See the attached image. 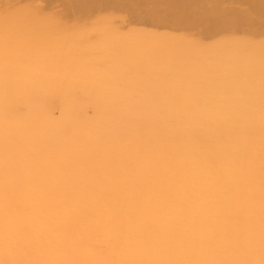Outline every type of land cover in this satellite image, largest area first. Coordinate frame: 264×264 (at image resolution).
Listing matches in <instances>:
<instances>
[{
  "label": "snow or ice",
  "instance_id": "obj_1",
  "mask_svg": "<svg viewBox=\"0 0 264 264\" xmlns=\"http://www.w3.org/2000/svg\"><path fill=\"white\" fill-rule=\"evenodd\" d=\"M74 35L39 4L0 7V264H264V65L243 99L115 82L124 118L102 147L67 154L21 131L12 101L82 74L52 42Z\"/></svg>",
  "mask_w": 264,
  "mask_h": 264
},
{
  "label": "bare ground",
  "instance_id": "obj_2",
  "mask_svg": "<svg viewBox=\"0 0 264 264\" xmlns=\"http://www.w3.org/2000/svg\"><path fill=\"white\" fill-rule=\"evenodd\" d=\"M109 17L98 20L100 27L94 25L93 30L77 29L78 33L67 39L53 37L52 42L61 45L65 55L84 70L80 76L12 101L19 105L14 111L16 126L38 145L67 154H86L102 147L124 118L111 87L115 82L121 84L124 93L163 94L183 99L229 95L243 99L251 89L258 97L264 41L251 40V49L246 50L244 44L248 41L233 39L236 47L233 53L237 57L232 63L210 59L211 53L188 50V39L183 37L160 38L145 29L129 34L127 30L132 31V26L125 33L126 18L120 17L126 22L118 26L120 22L116 24V19ZM56 18L62 21L61 17ZM77 36L84 37L85 42L79 44ZM211 62L217 63L215 69L208 68ZM3 104L0 97V127L4 122Z\"/></svg>",
  "mask_w": 264,
  "mask_h": 264
},
{
  "label": "rangeland",
  "instance_id": "obj_3",
  "mask_svg": "<svg viewBox=\"0 0 264 264\" xmlns=\"http://www.w3.org/2000/svg\"><path fill=\"white\" fill-rule=\"evenodd\" d=\"M11 2L22 3L23 7L39 4L44 8L42 10L45 13L42 12L45 16L61 17L63 25L73 32L77 29L93 30L95 27L92 26L98 25V20L110 16L109 18L116 19V24L120 22L118 26L124 25L127 21L123 29L129 27L131 30L132 26V31L126 29L129 34L135 30L145 29L156 33L160 38L170 35L188 39V36H192L198 41H211L210 47L211 45L216 47L221 43L220 46H225L232 52L236 50L232 44L235 38L245 40V43L249 42L244 44L246 50L251 49V40L256 43L264 41V0H173L171 3H161L160 0H11ZM8 3L9 0H0L2 7H6ZM107 10H111L110 13H107ZM93 17L97 19L96 22ZM120 17L126 18V21ZM77 42L81 44L85 42V38L77 36ZM230 62L235 63V60L232 59ZM242 62V65H246L244 61ZM210 64L208 68L215 69L217 63ZM42 95L40 92V97Z\"/></svg>",
  "mask_w": 264,
  "mask_h": 264
}]
</instances>
